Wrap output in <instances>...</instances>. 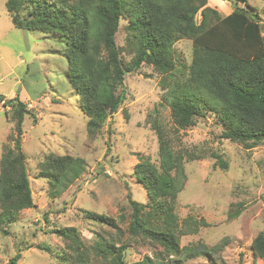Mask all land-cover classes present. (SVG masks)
<instances>
[{
  "label": "trees",
  "instance_id": "trees-1",
  "mask_svg": "<svg viewBox=\"0 0 264 264\" xmlns=\"http://www.w3.org/2000/svg\"><path fill=\"white\" fill-rule=\"evenodd\" d=\"M243 1L246 7L234 4L225 15L207 5V0H6L5 4L15 27L63 39L66 80L87 117L89 133L97 131L126 99L125 74L146 63L162 75L160 84L165 83L162 89L176 129L190 128L211 113L222 125V138L249 148L264 141V29L256 9ZM121 20H125L124 56L115 40ZM183 38L191 40L188 63L174 47ZM0 103L11 107L14 121L9 143L0 155L1 227L15 221L16 214L34 206V201L21 150V124L31 111L18 97L5 99L0 94ZM146 121L158 140V166L138 155L133 174L149 200L138 202L128 194V218L123 212L116 219L83 211L87 219L117 232L96 233L90 244H84L73 227L55 229L73 251L59 255V264H128L121 223H126L125 231L131 237L147 239L161 248L154 256L144 255L130 264H180L198 256L221 264L218 252L224 245L180 246L179 241L181 234L205 225L190 217L180 222L174 211L186 178L184 162L202 154L186 149L175 153L159 119L149 114ZM210 156L226 167L215 149ZM85 169L82 157L49 153L39 163L38 176L48 181V193L54 196ZM239 211H230L229 218ZM186 225L192 226L182 229ZM251 250L264 264V231L252 239ZM19 258L18 252L5 264H17Z\"/></svg>",
  "mask_w": 264,
  "mask_h": 264
},
{
  "label": "rangeland",
  "instance_id": "rangeland-1",
  "mask_svg": "<svg viewBox=\"0 0 264 264\" xmlns=\"http://www.w3.org/2000/svg\"><path fill=\"white\" fill-rule=\"evenodd\" d=\"M245 1L256 9L264 29V0ZM5 3L0 0V94L5 99L18 97L31 111L21 124V150L34 206L19 211L15 221L0 227V264L18 252L17 264H59V255L73 251L68 240L53 232L55 229L75 228L84 244L92 243L96 233H117L87 219L83 211L116 219L123 212L128 218V194L138 202L149 200L133 174L138 155L158 166V140L146 121L149 114L159 119L175 153L186 149L202 154L184 162L186 178L174 211L180 222L190 217L201 219L205 225L196 232L181 234L180 246L224 245L218 252L221 264H262L253 256L251 242L264 231V141L248 148L240 141L222 138V125L211 113L198 118L190 128L176 129L162 89L165 83L160 84L162 75L146 63L125 74L126 99L97 131L89 133L87 117L66 80L63 39L15 27ZM234 4L246 7L243 0H207V5L221 15L228 14ZM199 17L198 12L197 21ZM124 25L125 20H121L115 35L122 56L126 54ZM174 47L185 62L191 60V40L180 39ZM13 127L11 107L0 103V155ZM214 149L226 163L225 168L210 156ZM49 153L79 156L86 163L85 171L54 196L48 193V181L38 176L39 163ZM234 209H240L238 215L229 218ZM120 228L128 243V264L161 250L147 239L131 237L125 231L126 223ZM180 264L213 263L198 256Z\"/></svg>",
  "mask_w": 264,
  "mask_h": 264
}]
</instances>
